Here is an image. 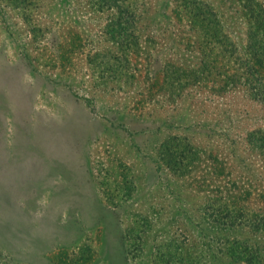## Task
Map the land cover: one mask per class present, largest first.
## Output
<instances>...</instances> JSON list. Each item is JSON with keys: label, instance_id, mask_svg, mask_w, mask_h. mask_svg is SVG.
<instances>
[{"label": "rangeland", "instance_id": "obj_1", "mask_svg": "<svg viewBox=\"0 0 264 264\" xmlns=\"http://www.w3.org/2000/svg\"><path fill=\"white\" fill-rule=\"evenodd\" d=\"M262 60L264 0H0V264H264Z\"/></svg>", "mask_w": 264, "mask_h": 264}, {"label": "trees", "instance_id": "obj_2", "mask_svg": "<svg viewBox=\"0 0 264 264\" xmlns=\"http://www.w3.org/2000/svg\"><path fill=\"white\" fill-rule=\"evenodd\" d=\"M252 16H253V15H250V16H249V19H248L249 21H254V20H256L257 15H254L253 18H252ZM251 23H253V22H251ZM258 59H259V58H258ZM262 61H263V62H261V63H264V60H262ZM261 144L264 145L263 143H261ZM221 170H222V169H220L219 171H220V172H223V170H222V171H221ZM247 261H248V259H247ZM248 262H249V261H248Z\"/></svg>", "mask_w": 264, "mask_h": 264}]
</instances>
